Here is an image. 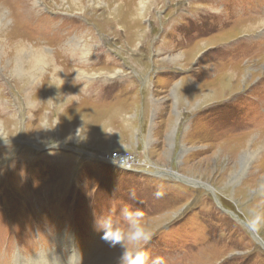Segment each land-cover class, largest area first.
<instances>
[{"label": "rangeland", "instance_id": "rangeland-1", "mask_svg": "<svg viewBox=\"0 0 264 264\" xmlns=\"http://www.w3.org/2000/svg\"><path fill=\"white\" fill-rule=\"evenodd\" d=\"M0 4V264H120L125 208L148 264H264V0Z\"/></svg>", "mask_w": 264, "mask_h": 264}, {"label": "clouds", "instance_id": "clouds-1", "mask_svg": "<svg viewBox=\"0 0 264 264\" xmlns=\"http://www.w3.org/2000/svg\"><path fill=\"white\" fill-rule=\"evenodd\" d=\"M143 215L139 209L131 211L125 208L124 216L129 222L127 229L113 227L110 219L102 223L103 239L110 246L119 245L122 249L120 264H148V254L144 251V245L150 240L151 233L142 222ZM245 223L251 232H261L264 230V211L253 209ZM151 264H161L160 258L153 259Z\"/></svg>", "mask_w": 264, "mask_h": 264}, {"label": "bare ground", "instance_id": "bare-ground-1", "mask_svg": "<svg viewBox=\"0 0 264 264\" xmlns=\"http://www.w3.org/2000/svg\"><path fill=\"white\" fill-rule=\"evenodd\" d=\"M75 0H72V2H74ZM108 8V7H107ZM2 11V12H1ZM5 11H6V9L4 8V5L3 4H0V34L2 33V27H3V25H4V21H6V17H5ZM115 11V10H114ZM113 11V13L115 14V12ZM3 14V15H2ZM258 24H260L259 26H258V29H260V28H262V27H264V21H259V23ZM9 25V24H8ZM17 26V25H16ZM17 34V33H16ZM15 34V35H16ZM22 34V33H21ZM21 34H19L18 33V35H21ZM2 36V35H1ZM3 37V36H2ZM17 37V36H16ZM16 41H21L20 39H18V40H16ZM13 42V41H12ZM20 43H23V42H20ZM11 44V43H10ZM18 45H21V44H18ZM27 45V44H26ZM13 47H16V46H13ZM19 48V47H18ZM21 48V47H20ZM28 50L29 51H27L26 52V50L24 51V53H25V56H27V57H30V62H37V60L39 61H41L42 63H44L43 62V60L41 59V57H42V52H41V50H42V48L41 47H36V48H33V45H30V46H28ZM24 49V48H23ZM20 52H23V51H21V49L20 50H18V51H16V50H13V54H15V56L16 57H19L20 56ZM43 52H45L44 50H43ZM27 54V55H26ZM49 54V53H48ZM44 56V55H43ZM22 57V56H21ZM51 57V56H50ZM23 58V57H22ZM178 58H181V57H178ZM177 58V59H178ZM23 60V59H22ZM29 60V59H28ZM46 60V59H45ZM171 60V59H170ZM15 62V61H14ZM24 62V61H23ZM173 62H176L175 60L173 61ZM28 63V62H27ZM41 64V63H40ZM22 65V64H21ZM32 66V65H31ZM24 67V66H23ZM53 72V75H55V77H56V79H55V84H57L56 86V88L58 89V91H59V86H60V77H59V72H58V70H57V68L55 67V69L52 71ZM20 73V72H19ZM81 73V72H80ZM18 74V73H17ZM62 80V79H61ZM232 81V78L231 79H229V81L227 80V79H224V80H222V84H224V88L225 89H228V85H230V84H232V83H230ZM230 88V87H229ZM228 91V90H227ZM55 93V92H54ZM206 97L208 98L209 97V95H206ZM59 104V103H58ZM70 248H72L71 246H70ZM112 254V253H111ZM110 254V255H111ZM110 255L108 256V257H110ZM47 260V259H46ZM50 264V263H49Z\"/></svg>", "mask_w": 264, "mask_h": 264}, {"label": "crops", "instance_id": "crops-1", "mask_svg": "<svg viewBox=\"0 0 264 264\" xmlns=\"http://www.w3.org/2000/svg\"><path fill=\"white\" fill-rule=\"evenodd\" d=\"M184 55V54H183ZM184 58H185V55H184ZM184 58L183 59H181V60H184ZM181 60H178L177 62H179V61H181ZM163 61H165V60H163ZM167 62H169V63H173V62H171V61H169V60H167ZM175 63V62H174ZM182 62H180V64H181ZM179 64V65H180ZM193 79V77L192 76H189V79L186 81V85L183 83L184 82V78H182V79H176V80H174L173 81V83L170 85V90L169 91H175L176 92V90H179V89H182V91H184L183 92V97H182V99H186L187 100V102H184V105H187L189 102V100H190V103L189 104H193V110H196L197 108H195L196 107V105H199L200 104V100H196V98H194V97H190V96H188V95H186L187 94V92H191V91H196V90H201L200 89V87L199 86H197V82L195 81V80H192ZM192 82L195 84V86H196V89H191V85H192ZM148 83V82H147ZM199 83V82H198ZM154 87V86H153ZM155 89V88H154ZM156 91H157V89H155ZM191 90V91H190ZM182 91H178V92H182ZM194 100H195V102H194ZM179 102V101H178ZM192 116H193V119H192ZM184 117H186V119H190V120H194V117H195V115L194 114H192V113H188L187 115H184ZM182 118H183V115H182ZM155 170H157V169H155ZM179 176V175H178Z\"/></svg>", "mask_w": 264, "mask_h": 264}, {"label": "built area", "instance_id": "built-area-1", "mask_svg": "<svg viewBox=\"0 0 264 264\" xmlns=\"http://www.w3.org/2000/svg\"><path fill=\"white\" fill-rule=\"evenodd\" d=\"M100 161L101 162H106L108 163V161L110 162L111 165H114L116 167H120V166H125V170L126 171H132V166L129 165L128 162H126L125 160H128V157H123V159L119 158H111V156L105 157L104 155H100Z\"/></svg>", "mask_w": 264, "mask_h": 264}, {"label": "water", "instance_id": "water-1", "mask_svg": "<svg viewBox=\"0 0 264 264\" xmlns=\"http://www.w3.org/2000/svg\"><path fill=\"white\" fill-rule=\"evenodd\" d=\"M174 176H177V175L175 174ZM177 178H179V179H183V178L180 177V176H177ZM183 180H184V182H186V183L190 182V181H188L187 179H183ZM190 186H192V185H190ZM229 214L233 215V214L230 213V212H229ZM255 238H256V237H255ZM256 239H257V238H256Z\"/></svg>", "mask_w": 264, "mask_h": 264}, {"label": "trees", "instance_id": "trees-1", "mask_svg": "<svg viewBox=\"0 0 264 264\" xmlns=\"http://www.w3.org/2000/svg\"><path fill=\"white\" fill-rule=\"evenodd\" d=\"M120 200L123 202V199L122 198ZM108 201H110V199H108Z\"/></svg>", "mask_w": 264, "mask_h": 264}]
</instances>
